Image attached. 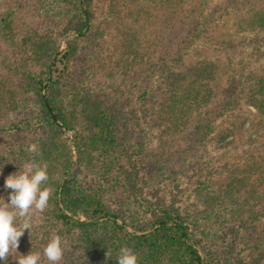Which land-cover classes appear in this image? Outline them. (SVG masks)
Here are the masks:
<instances>
[{
  "label": "trees",
  "instance_id": "1",
  "mask_svg": "<svg viewBox=\"0 0 264 264\" xmlns=\"http://www.w3.org/2000/svg\"><path fill=\"white\" fill-rule=\"evenodd\" d=\"M149 1L143 12L136 0H125L148 23L121 32L106 55L103 37L95 38L84 80L69 84L71 63L96 30L93 0H0V42L19 53L15 64L1 60L8 74L0 75V113L25 108L26 114L17 123L0 122V133L39 135L36 153L21 145L0 149V173L9 177L10 168L19 172L25 162L46 163L42 187L52 190L40 213L46 231L26 230L19 254L40 252L41 264H48L43 250L59 235L60 264H117L124 246L139 264H264V156L246 158L228 169L222 185L200 191L204 209L195 214L161 199L153 204L144 190L145 167L137 158L151 140L160 147L147 156L149 165L171 177L206 163L219 119L247 110L264 129V69L242 81L228 78L217 62L192 60L193 46L214 30L212 14L202 5L189 10L188 0ZM248 2L239 26L264 35V9ZM177 32L180 44L170 53L169 36ZM245 120L232 121L218 141ZM6 192L8 201L12 191ZM7 264L18 261L9 256Z\"/></svg>",
  "mask_w": 264,
  "mask_h": 264
},
{
  "label": "rangeland",
  "instance_id": "2",
  "mask_svg": "<svg viewBox=\"0 0 264 264\" xmlns=\"http://www.w3.org/2000/svg\"><path fill=\"white\" fill-rule=\"evenodd\" d=\"M143 7V12L149 10V0H136ZM139 1V2H138ZM188 9H194L195 5H202L203 10L212 14L210 19L213 21L214 30H210L209 36L202 42H198L193 46L191 52L192 60L207 59L214 62L220 67L227 68L228 78H239L242 81L250 72H260L264 69V35L248 30H243L239 26L242 15L247 12L248 4L246 0H188ZM256 5V9H264V0H248ZM236 2L234 7L232 3ZM248 2V3H249ZM195 4V5H194ZM127 6L125 0H93L94 23L96 30L90 36L89 44L84 45L77 57L71 63L68 79L69 84L76 81L84 80L85 69L87 63L85 58L92 51V41L98 36L103 37L105 46V55L113 53L114 48L120 43L121 32L128 27L138 28L140 25L148 23L144 13L136 12L137 5ZM237 6L240 9L237 10ZM237 7V8H236ZM229 8V9H227ZM158 16V12H154ZM163 19L159 17L156 20L160 24ZM38 28H43L37 25ZM180 35L172 33L169 36L171 42L169 48L173 53L177 50L180 42ZM70 36L63 40V48L67 46ZM19 55L18 52L12 54L8 52L5 46L0 42V75H7L1 65L2 61H17L14 57ZM8 62H6L7 64ZM88 71V70H87ZM241 107H246L242 105ZM25 109V108H24ZM21 109L15 114L0 113L1 123H17L23 117H26L25 110ZM252 113L255 109L251 108ZM242 115V118H238ZM245 124L242 128H234V132L226 139L220 142L218 134L231 126V122H236V126L244 120ZM260 117L254 118L247 110L236 111L234 114H229L217 122V128L214 133L215 140L208 142V154L205 161L200 165L185 167L176 174H171L168 177L164 170H156L149 165L147 156L150 158L151 153L157 152L160 145L157 140L153 139L148 144V149L143 156L137 158L138 165L145 167L142 169V183L144 190L150 201L155 204L158 199L167 204H174L184 212L195 214L204 209L203 200L201 198L202 191H209V187L215 183L217 186L225 182V177L228 169L238 165L246 160V158L254 156H264V129H260ZM65 137L69 139V143L73 145L72 132H66ZM39 135L32 131L17 133L14 135L0 133V149H5L13 146L21 145L27 147L29 143L36 144ZM11 175L18 173L12 168L9 169ZM8 176L0 173V198H6L10 189L5 188V181ZM201 191V192H200ZM112 207H117L114 204V197H107ZM112 203V204H111ZM39 220L33 222L31 231L40 234L46 231V222L41 218L39 212L35 214ZM264 229V224L262 225ZM30 231V230H28ZM31 239V238H30ZM229 241V240H228ZM218 243V242H217ZM220 251V245L214 247ZM22 247L19 246L18 253H22ZM21 255V254H20ZM19 256V255H18ZM17 256V258H18Z\"/></svg>",
  "mask_w": 264,
  "mask_h": 264
},
{
  "label": "clouds",
  "instance_id": "3",
  "mask_svg": "<svg viewBox=\"0 0 264 264\" xmlns=\"http://www.w3.org/2000/svg\"><path fill=\"white\" fill-rule=\"evenodd\" d=\"M30 153L37 152L35 144L27 146ZM49 180L47 164L25 162L22 169L6 178L5 188L12 190L8 201L0 198V260L5 261L12 256L18 264H41V253L31 252L27 256L20 255L18 248L20 239L26 230L33 227V217L43 213L49 207L52 190L42 187ZM61 236L51 237L43 250L48 264H60L64 257ZM16 254H19L18 258ZM110 256V253H107ZM117 264H139L138 255L129 247L120 248Z\"/></svg>",
  "mask_w": 264,
  "mask_h": 264
}]
</instances>
